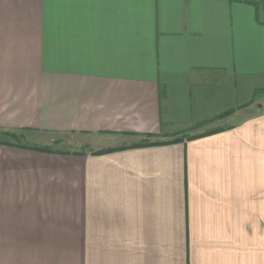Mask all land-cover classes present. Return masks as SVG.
<instances>
[{
	"label": "crops",
	"instance_id": "1",
	"mask_svg": "<svg viewBox=\"0 0 264 264\" xmlns=\"http://www.w3.org/2000/svg\"><path fill=\"white\" fill-rule=\"evenodd\" d=\"M4 133L0 264H264V2L0 0Z\"/></svg>",
	"mask_w": 264,
	"mask_h": 264
},
{
	"label": "trees",
	"instance_id": "2",
	"mask_svg": "<svg viewBox=\"0 0 264 264\" xmlns=\"http://www.w3.org/2000/svg\"><path fill=\"white\" fill-rule=\"evenodd\" d=\"M0 144H3L4 142L7 143V140L10 139L14 142H16L17 144L21 141V137L20 135H16V134H12V133H4L2 135H0ZM202 136V135H201ZM200 136H189L185 139L187 140H193V139H196ZM183 138H180V139H173L172 141L168 142V143H176L178 141H182ZM15 145V144H14ZM153 144H150V143H141L140 145H134V146H129V147H122V148H118V149H107V150H103V151H99V152H95L93 153L94 155H97V154H104V153H110V152H114V151H117V150H124V149H128V148H133V147H139V146H152ZM154 145H160V144H154ZM79 154V153H78Z\"/></svg>",
	"mask_w": 264,
	"mask_h": 264
},
{
	"label": "rangeland",
	"instance_id": "3",
	"mask_svg": "<svg viewBox=\"0 0 264 264\" xmlns=\"http://www.w3.org/2000/svg\"><path fill=\"white\" fill-rule=\"evenodd\" d=\"M21 137V136H20ZM75 138L76 140H78V139H80V138H78V137H76V136H70V135H66V136H62V138ZM82 139V138H81ZM8 141H11V142H14V141H12V140H10V139H8ZM64 147V146H63ZM62 146H57V147H53L52 149L53 150H59V149H61V150H68V147H64L63 148Z\"/></svg>",
	"mask_w": 264,
	"mask_h": 264
},
{
	"label": "built area",
	"instance_id": "4",
	"mask_svg": "<svg viewBox=\"0 0 264 264\" xmlns=\"http://www.w3.org/2000/svg\"><path fill=\"white\" fill-rule=\"evenodd\" d=\"M242 2H247V3H262L264 0H239Z\"/></svg>",
	"mask_w": 264,
	"mask_h": 264
}]
</instances>
